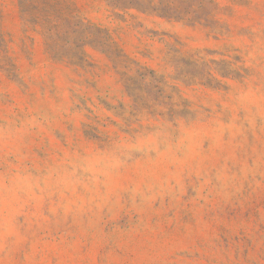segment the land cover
I'll return each instance as SVG.
<instances>
[{"label": "rangeland", "instance_id": "rangeland-1", "mask_svg": "<svg viewBox=\"0 0 264 264\" xmlns=\"http://www.w3.org/2000/svg\"><path fill=\"white\" fill-rule=\"evenodd\" d=\"M0 264H264V0H0Z\"/></svg>", "mask_w": 264, "mask_h": 264}]
</instances>
